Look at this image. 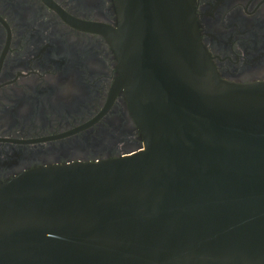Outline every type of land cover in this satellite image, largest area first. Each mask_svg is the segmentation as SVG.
I'll return each instance as SVG.
<instances>
[{"label":"water","instance_id":"1","mask_svg":"<svg viewBox=\"0 0 264 264\" xmlns=\"http://www.w3.org/2000/svg\"><path fill=\"white\" fill-rule=\"evenodd\" d=\"M112 3L142 146L1 183L0 264H264V81L220 77L195 0Z\"/></svg>","mask_w":264,"mask_h":264},{"label":"flooded vegetation","instance_id":"2","mask_svg":"<svg viewBox=\"0 0 264 264\" xmlns=\"http://www.w3.org/2000/svg\"><path fill=\"white\" fill-rule=\"evenodd\" d=\"M220 77L264 81V0H195ZM112 0H0V184L27 170L119 158L142 146L99 28Z\"/></svg>","mask_w":264,"mask_h":264}]
</instances>
